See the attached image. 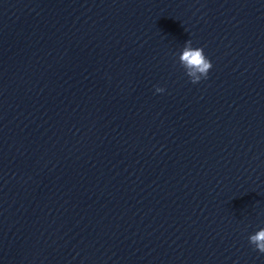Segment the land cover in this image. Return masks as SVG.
I'll list each match as a JSON object with an SVG mask.
<instances>
[{"label":"water","instance_id":"1","mask_svg":"<svg viewBox=\"0 0 264 264\" xmlns=\"http://www.w3.org/2000/svg\"><path fill=\"white\" fill-rule=\"evenodd\" d=\"M260 228L264 0H0V264H264Z\"/></svg>","mask_w":264,"mask_h":264},{"label":"clouds","instance_id":"2","mask_svg":"<svg viewBox=\"0 0 264 264\" xmlns=\"http://www.w3.org/2000/svg\"><path fill=\"white\" fill-rule=\"evenodd\" d=\"M178 63L183 68L185 75L191 84L195 85L206 80L212 64L205 56L201 47L194 48L191 40L184 43L178 56ZM162 87H155V94L164 93ZM248 243L257 253L264 255V228H260L254 234L248 236Z\"/></svg>","mask_w":264,"mask_h":264}]
</instances>
